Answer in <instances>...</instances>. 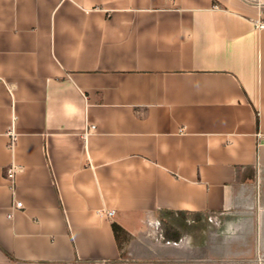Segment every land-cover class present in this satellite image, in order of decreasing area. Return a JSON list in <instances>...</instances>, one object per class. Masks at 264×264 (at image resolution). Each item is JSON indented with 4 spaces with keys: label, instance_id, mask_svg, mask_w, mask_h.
Segmentation results:
<instances>
[{
    "label": "crops",
    "instance_id": "1",
    "mask_svg": "<svg viewBox=\"0 0 264 264\" xmlns=\"http://www.w3.org/2000/svg\"><path fill=\"white\" fill-rule=\"evenodd\" d=\"M258 21L264 0H0V264H264Z\"/></svg>",
    "mask_w": 264,
    "mask_h": 264
},
{
    "label": "built area",
    "instance_id": "2",
    "mask_svg": "<svg viewBox=\"0 0 264 264\" xmlns=\"http://www.w3.org/2000/svg\"><path fill=\"white\" fill-rule=\"evenodd\" d=\"M256 26H257L258 28L262 29V28H264V22H263V21H258L257 24H256ZM11 133H12V135H13V137H12V142L15 143L17 137H16V135H15L13 132H11ZM13 175H14V171H13V168H12V169L10 170V172H9V176L12 177ZM16 205H17V207H21V206L23 205V202H22V201H18V202L16 203ZM107 214L110 215V216H112V215L115 214V211H114V210H108V211H107Z\"/></svg>",
    "mask_w": 264,
    "mask_h": 264
},
{
    "label": "trees",
    "instance_id": "3",
    "mask_svg": "<svg viewBox=\"0 0 264 264\" xmlns=\"http://www.w3.org/2000/svg\"><path fill=\"white\" fill-rule=\"evenodd\" d=\"M113 229L117 238L119 248L122 250L124 245L121 240V234H124L125 230L118 223H113Z\"/></svg>",
    "mask_w": 264,
    "mask_h": 264
}]
</instances>
